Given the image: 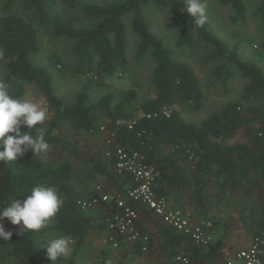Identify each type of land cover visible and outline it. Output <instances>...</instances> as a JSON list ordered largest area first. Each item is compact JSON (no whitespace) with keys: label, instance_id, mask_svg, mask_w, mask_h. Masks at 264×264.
I'll list each match as a JSON object with an SVG mask.
<instances>
[{"label":"trees","instance_id":"obj_1","mask_svg":"<svg viewBox=\"0 0 264 264\" xmlns=\"http://www.w3.org/2000/svg\"><path fill=\"white\" fill-rule=\"evenodd\" d=\"M218 1L231 7L235 23L246 21V0ZM5 6L15 10L0 15V80L18 99L26 86L33 84L46 97L51 115L47 123L20 129L27 132L22 134L42 135L50 145L46 153L35 155L29 150L17 161H0V211L13 199L26 198L35 186L55 187L64 204L50 226L21 236L5 218V229L13 235L7 241L0 239V264H54L36 251L37 235L47 230L72 238L74 250L67 264H78L77 251L92 233H106L107 214L101 206L93 210L80 208L79 200L93 193L85 196L73 183L72 160L81 162L89 177L110 183L112 192L124 193L128 179L115 172L113 155L107 157L100 149L89 158L67 139L96 134L100 127L113 131L116 144L140 153L143 162L154 169L153 188L158 196L175 207L190 208L197 220L212 219L207 244H196L158 217L152 216L154 229H144L137 222L141 232L149 236L148 252L158 239L157 250L163 256L153 258V264H179L175 260L179 253L189 264H205L223 255L232 229L226 219L212 218V211L220 206L230 209L235 202L239 204L241 227L252 239L264 242V69L240 58L239 43L228 45L207 21L197 26L185 11L186 0H6ZM149 6L171 13L167 25L178 32L176 47L200 43L210 49L212 58L223 61L215 70L216 78L222 77V71L230 75L227 66H232L247 79L240 101H227L198 123L186 121L177 110L169 115L162 113V109L175 105L199 109L203 93L194 70L173 59L163 39L149 29L145 19ZM129 13L131 30L138 38L136 58L148 55L153 61L154 95L137 104V92L131 88L116 94L107 92L92 102L88 80L73 102H64L54 92L51 70L32 61L39 51V36L70 38L76 60L73 71L103 78L127 62L129 32L124 15ZM251 15L261 26L259 48L264 57V0H258ZM119 120L135 122L129 127L117 124ZM236 138L239 140L229 142ZM55 147H62L71 159L53 158ZM138 209L143 215H154L143 206ZM130 247L133 255L147 252L138 243Z\"/></svg>","mask_w":264,"mask_h":264},{"label":"rangeland","instance_id":"obj_2","mask_svg":"<svg viewBox=\"0 0 264 264\" xmlns=\"http://www.w3.org/2000/svg\"><path fill=\"white\" fill-rule=\"evenodd\" d=\"M102 3L109 0H81ZM206 2L207 22L212 26L215 33L224 40L228 45L238 44L240 58L246 61L256 63L264 69V57L261 55L259 42L261 41V26L256 17L251 13L257 5L258 0H246L248 14L246 21L234 22L232 19V9L228 5H221L218 0H202ZM6 0H0V15L6 12L14 11L15 8L5 6ZM74 14H80L79 11H71ZM172 18L170 12L159 6H149L145 10V19L149 29L158 37L163 39L164 43L170 48L173 59L188 64L195 72L199 79L203 93L202 104L199 109H192L189 106L178 107L171 106V110H177L181 117L186 121L201 122L210 114L216 112L221 105L227 101H240L247 79L244 78L232 66H227L230 75L222 71V77L216 78L215 70L223 62L218 58H212V52L206 46L198 43L191 47H176L175 42L178 32L170 28L167 23ZM131 15H124V23L128 29L129 43L126 50L127 62L123 67L118 68L112 75L103 78L96 77L92 74L82 75L75 73V58L72 54V40L67 37L49 38L39 36V51L32 56L34 64L47 66L53 75V89L57 96L64 102L71 103L75 95L80 91L83 84L90 80V101L94 102L107 92L114 94L127 90L135 89L137 92L136 103L139 104L144 100L152 97L154 91L151 83V73L153 61L145 55L143 58H136V47L138 38L131 30ZM48 108V117L44 121L47 123L51 109L46 97L41 94L33 84H28L24 95L20 98ZM140 113V111L138 112ZM137 113V114H138ZM66 133L65 131L62 132ZM69 141L76 143L85 152L86 156L93 158L98 150L106 147L107 136L104 133L93 135L79 134L74 138H67ZM239 138L229 140L230 143L238 141ZM51 155L55 159H71L68 153L62 147L52 149ZM74 165L72 181L84 191V195L98 191H113L110 183L99 177L91 178L86 169L79 161L72 160ZM126 188V185H125ZM170 202V201H169ZM235 202L230 209H224L223 206L212 211V217L227 216L231 219V234L227 239L228 254L230 255L239 249L248 247L252 238L241 227L238 221V207ZM229 210V211H228ZM155 215H143L141 213L140 223L144 229L148 223H153ZM51 217L44 227L52 224ZM150 225V224H149ZM15 233L19 236L25 235L29 230L24 231L21 225H13ZM148 230V229H147ZM77 251L78 264H153L152 260L158 256V252H146L140 256L133 255L131 245L127 242L120 243L119 247H113L104 234L92 233ZM64 236L59 231L47 230L45 233L37 235L36 251L39 256H47L46 248L43 246L56 238ZM72 251L67 257H60L54 264H67Z\"/></svg>","mask_w":264,"mask_h":264},{"label":"built area","instance_id":"obj_3","mask_svg":"<svg viewBox=\"0 0 264 264\" xmlns=\"http://www.w3.org/2000/svg\"><path fill=\"white\" fill-rule=\"evenodd\" d=\"M170 112V107L162 109L164 115H169ZM134 122L119 120L117 124H128L130 127ZM99 132L107 136L105 155L114 156V170L126 177L128 184L124 193L100 190L88 198L80 199L78 203L82 210H93L101 206L106 212L107 241L115 248L119 247L121 241L131 245L138 243L142 251H148L149 236L142 233L137 225L140 217L138 206H143L158 216L165 225L188 235L196 244H207L210 241L208 229L212 219L197 220L191 211L175 207L165 197L158 196L153 188L156 173L143 162V156L116 144L113 131L100 127ZM175 260L179 264H189L183 253H179ZM205 264H264V242L258 238L252 239L248 247L230 255L223 254Z\"/></svg>","mask_w":264,"mask_h":264},{"label":"clouds","instance_id":"obj_4","mask_svg":"<svg viewBox=\"0 0 264 264\" xmlns=\"http://www.w3.org/2000/svg\"><path fill=\"white\" fill-rule=\"evenodd\" d=\"M206 2L202 0H186V12L194 18L197 26L207 21ZM48 117V108L32 102L15 98L9 92V86L0 80V161L5 163L17 161L31 150L41 155L49 150V143L44 137H33L22 134L21 127L28 129L42 124ZM64 204L63 197L55 187L35 186L26 198L13 199L10 205L0 211V239L10 240L13 233L5 229L4 219L12 225H21L24 231H39L54 217ZM72 238L61 236L47 242V256L55 262L60 257L70 255Z\"/></svg>","mask_w":264,"mask_h":264},{"label":"crops","instance_id":"obj_5","mask_svg":"<svg viewBox=\"0 0 264 264\" xmlns=\"http://www.w3.org/2000/svg\"><path fill=\"white\" fill-rule=\"evenodd\" d=\"M83 194H84V192H83ZM173 205V204H172ZM186 208V210H189V211H191L190 210V208H188V207H185ZM96 209V208H95ZM149 211V210H148ZM151 212V211H150ZM154 214V213H153ZM155 215V214H154ZM156 216V215H155ZM158 217V216H157ZM195 217V216H194ZM212 217V216H211ZM227 216L225 215V216H219V217H212V218H215V219H217V218H224V219H226V221L231 225L232 224V221H231V219H229V218H226ZM159 218V217H158ZM140 219H141V212H140V217H139V220H138V222H140ZM195 219H196V217H195ZM150 224V225H149ZM148 230L149 229H154L155 228V226L153 225V223H148ZM107 234H108V231H106V233H105V236H104V239L106 238V240H107ZM159 238V237H158ZM156 240H158L157 239V237L155 238ZM156 240H155V244H154V246L150 249V252H158V250H157V246H158V243L156 242ZM121 243L123 244V243H125V241H121ZM111 244V243H110ZM131 245V244H130ZM249 246V245H248ZM229 252H228V248H226V250L224 251V253L223 254H228ZM158 255H160V256H163V255H161V254H159L158 253Z\"/></svg>","mask_w":264,"mask_h":264}]
</instances>
